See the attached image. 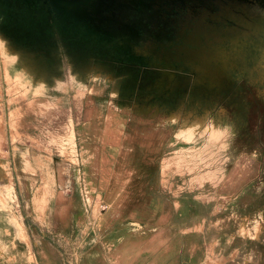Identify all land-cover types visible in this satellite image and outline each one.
<instances>
[{
  "label": "rangeland",
  "instance_id": "374dc122",
  "mask_svg": "<svg viewBox=\"0 0 264 264\" xmlns=\"http://www.w3.org/2000/svg\"><path fill=\"white\" fill-rule=\"evenodd\" d=\"M0 160L4 198L28 199L26 177L36 219L56 196L68 227L39 233L36 259L40 241L83 251L106 210L125 219L155 189L264 240V0H0ZM226 177L245 183L224 195ZM138 218L130 234L155 230ZM240 255L173 264H264Z\"/></svg>",
  "mask_w": 264,
  "mask_h": 264
},
{
  "label": "crops",
  "instance_id": "0c3cea01",
  "mask_svg": "<svg viewBox=\"0 0 264 264\" xmlns=\"http://www.w3.org/2000/svg\"><path fill=\"white\" fill-rule=\"evenodd\" d=\"M238 123V119H234L232 128H237ZM257 169L255 174L247 179L255 177L259 173V168ZM105 170L106 167L102 169V174L106 172ZM113 178L116 179L112 182ZM117 178L115 173L110 179L107 193L109 189L112 190V185L116 187ZM227 178L224 179L221 189L224 195L233 194L245 183L244 180L236 188L226 190L224 187ZM25 182L31 194L28 195V199H24L21 195L9 200L4 198L2 192L9 184V177L6 163L0 160V264H71L73 262L74 264H173L174 260L225 258L226 253L234 245L242 254L240 260H264V240L261 241L263 226L260 224H247L246 220L241 219L233 228L226 224L222 227L217 225L216 228L208 226L205 224L206 218L203 213L191 215L187 212L183 196H174L171 200L156 189L149 192L125 219L119 220L118 217H123V213L117 214V210L113 208L106 210L102 215L106 217V221L102 220V227L98 225L96 231L101 235L95 237L87 247L84 246L83 251L80 244L69 258L58 248L40 241L38 259H36L33 246L34 240L38 242V239H41L38 234H43L45 231L60 233L66 231L68 227L60 226L54 218L56 196L51 207L48 197V206L42 215L44 223L36 219L37 215L32 208L33 184L26 177ZM63 184L62 181L60 185ZM160 194L168 199L169 209L165 207ZM138 215L152 217L150 225L155 230L149 233L137 230L136 234H130V227L123 223L131 222L140 229V224L137 225L140 221ZM165 217L167 221L164 220ZM34 220L38 222L35 226ZM243 223L249 229V233L241 232ZM255 226L258 228L257 231ZM101 237L103 240H100ZM213 247L218 249L217 254L211 251Z\"/></svg>",
  "mask_w": 264,
  "mask_h": 264
}]
</instances>
